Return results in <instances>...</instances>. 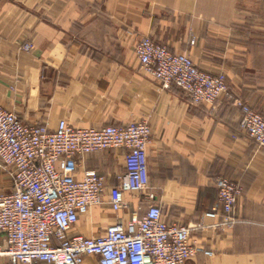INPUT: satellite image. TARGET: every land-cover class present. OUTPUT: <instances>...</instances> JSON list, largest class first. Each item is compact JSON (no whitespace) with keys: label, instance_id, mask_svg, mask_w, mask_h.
<instances>
[{"label":"crops","instance_id":"crops-1","mask_svg":"<svg viewBox=\"0 0 264 264\" xmlns=\"http://www.w3.org/2000/svg\"><path fill=\"white\" fill-rule=\"evenodd\" d=\"M145 37L226 75L228 94L196 104L175 86L163 88L141 70L136 46ZM0 104L51 129L62 119L76 127L151 126L154 199L127 193L114 211L105 197L77 232L100 234L155 202L168 224H208L192 242L213 254L199 251L185 264H264V149L241 126L244 104L264 116V0H0ZM124 153L92 154L79 174L98 171L109 192L125 172ZM221 175L244 188L225 228L205 217ZM0 264L13 263L0 257ZM82 264L99 261L88 256Z\"/></svg>","mask_w":264,"mask_h":264},{"label":"built area","instance_id":"built-area-1","mask_svg":"<svg viewBox=\"0 0 264 264\" xmlns=\"http://www.w3.org/2000/svg\"><path fill=\"white\" fill-rule=\"evenodd\" d=\"M29 49V46H26ZM143 73L163 88L183 90L196 104H215L228 94L226 75L200 69L187 53L145 37L136 46ZM241 126L264 149V116L242 105ZM151 126L144 122L102 127H76L62 119L57 128L26 123L0 104V170L11 175L10 191L0 192V257L18 264H82L96 256L99 264H185L199 251L192 234L208 224H168L160 204L149 203L128 221L109 224L88 236L76 231L80 219L94 207L108 203L123 209L127 193H141L150 201L148 144ZM109 149L125 151V172L107 191V179L96 170L79 174L88 156ZM218 200L205 217L222 219L212 227L234 223L233 213L243 186L221 175L216 180Z\"/></svg>","mask_w":264,"mask_h":264},{"label":"rangeland","instance_id":"rangeland-1","mask_svg":"<svg viewBox=\"0 0 264 264\" xmlns=\"http://www.w3.org/2000/svg\"><path fill=\"white\" fill-rule=\"evenodd\" d=\"M12 184L11 175L4 173L0 170V192H8L10 191Z\"/></svg>","mask_w":264,"mask_h":264}]
</instances>
